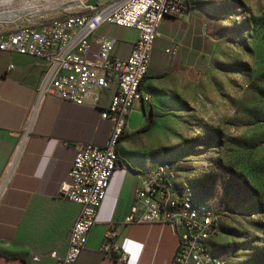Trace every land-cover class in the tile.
<instances>
[{
	"label": "rangeland",
	"instance_id": "rangeland-1",
	"mask_svg": "<svg viewBox=\"0 0 264 264\" xmlns=\"http://www.w3.org/2000/svg\"><path fill=\"white\" fill-rule=\"evenodd\" d=\"M87 2L11 0L0 23L27 25L59 9L88 12ZM32 4L47 7L28 10ZM191 11L195 27L183 37L179 67L161 78L144 125L118 153L140 170L170 166L175 186L194 189L219 218L214 255L264 264V0H191ZM181 24L176 31L188 23Z\"/></svg>",
	"mask_w": 264,
	"mask_h": 264
},
{
	"label": "crops",
	"instance_id": "crops-1",
	"mask_svg": "<svg viewBox=\"0 0 264 264\" xmlns=\"http://www.w3.org/2000/svg\"><path fill=\"white\" fill-rule=\"evenodd\" d=\"M0 1V9H11V0ZM37 5H29L28 10L39 11L47 7ZM191 14L183 19L167 17L163 21L161 35L153 47L149 74L143 83L144 90L150 95L160 90L162 77L172 68L179 67L177 54L181 42L186 33L192 35L195 27L188 22ZM42 21L43 18H32L27 24L39 25ZM182 22L188 24L184 30L176 31L175 26L182 28ZM14 28L0 23V32ZM102 36L116 39L114 56L125 60L138 32L133 28L103 25L91 39L89 59L97 57L98 40ZM45 69L46 61L42 58L0 50V185L16 152L19 134L23 131ZM112 91L104 88L98 93L96 102L81 105L56 98L45 101L34 132L0 194V264H56L51 253L58 256L66 253L80 206L61 198L60 186L68 179L79 143H106L111 123L101 116V111L107 106ZM137 104L125 137L145 123L142 104ZM118 158V169L99 208L97 222L75 264H172L178 236L169 225L123 224L135 203V191L143 173L150 175L151 170L135 168L119 153ZM111 225L118 231V242H124L130 256L128 262L111 259L100 250ZM35 255L40 259L34 260Z\"/></svg>",
	"mask_w": 264,
	"mask_h": 264
},
{
	"label": "built area",
	"instance_id": "built-area-1",
	"mask_svg": "<svg viewBox=\"0 0 264 264\" xmlns=\"http://www.w3.org/2000/svg\"><path fill=\"white\" fill-rule=\"evenodd\" d=\"M90 9L82 13L59 9V13L46 16L39 25H16L12 30L0 32V50L46 61L35 101L19 134L8 178L48 98L81 105L96 102L98 93L104 88L113 90L107 106L101 111V116L111 123L106 143H79L68 179L60 186L59 196L78 204L80 213L72 227L66 253L63 256L51 253L56 264H75L86 248L99 208L118 169L119 162L111 161L114 144L127 134L136 103L142 104L143 112L154 102V96L144 90L143 83L149 74L161 25L167 17L183 19L189 16L191 0H98L97 7ZM103 25L137 30L138 38L127 59L114 56L116 39L109 36L98 40L97 57L88 58L91 39ZM169 170L170 166L154 175L143 173L135 191V203L123 224L169 225L178 236L172 264H222L207 259L199 248V240L205 235L206 219H213V214L203 217L186 206V213L168 215V197L172 195L168 194L166 183ZM118 237V231L111 225L100 250L111 259L128 262L130 256ZM33 259L39 260L40 256L35 255Z\"/></svg>",
	"mask_w": 264,
	"mask_h": 264
},
{
	"label": "bare ground",
	"instance_id": "bare-ground-1",
	"mask_svg": "<svg viewBox=\"0 0 264 264\" xmlns=\"http://www.w3.org/2000/svg\"><path fill=\"white\" fill-rule=\"evenodd\" d=\"M38 6V5H37ZM46 7V6H45ZM150 95V94H149ZM122 138L119 139L114 144V151H111V161L119 162L118 158V147ZM169 167V166H168ZM162 170H151L150 175H154ZM8 174L6 173L1 185H0V194L4 188V185L7 181ZM166 183L168 186V194H172L168 197V215L169 216H178V214L186 213V206L197 214L202 215L203 217H210L213 214V219H206L204 224V233L199 240V248L203 252V255L213 261H219L222 264H228L226 261L221 259L219 256L212 253V240L213 237L218 233L219 230V218L212 211L204 207L196 197L195 191L192 187L184 184L182 186H175L171 179L166 176ZM184 203H178L179 201Z\"/></svg>",
	"mask_w": 264,
	"mask_h": 264
},
{
	"label": "water",
	"instance_id": "water-1",
	"mask_svg": "<svg viewBox=\"0 0 264 264\" xmlns=\"http://www.w3.org/2000/svg\"><path fill=\"white\" fill-rule=\"evenodd\" d=\"M87 5L91 7H97L98 0H88ZM143 112L146 114V109H143Z\"/></svg>",
	"mask_w": 264,
	"mask_h": 264
},
{
	"label": "trees",
	"instance_id": "trees-1",
	"mask_svg": "<svg viewBox=\"0 0 264 264\" xmlns=\"http://www.w3.org/2000/svg\"><path fill=\"white\" fill-rule=\"evenodd\" d=\"M152 119H150V121L148 122V124H146L145 126H144V129L146 130V129H149V127L151 126V124H152ZM123 139V138H122ZM196 194V193H195ZM197 197V196H196ZM198 199V198H197ZM200 202V201H199ZM201 203V202H200ZM202 204V203H201Z\"/></svg>",
	"mask_w": 264,
	"mask_h": 264
}]
</instances>
